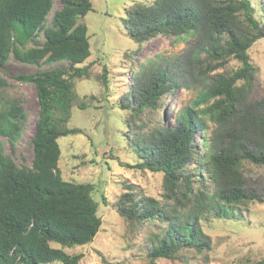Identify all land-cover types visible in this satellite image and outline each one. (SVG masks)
I'll list each match as a JSON object with an SVG mask.
<instances>
[{"label":"trees","instance_id":"1","mask_svg":"<svg viewBox=\"0 0 264 264\" xmlns=\"http://www.w3.org/2000/svg\"><path fill=\"white\" fill-rule=\"evenodd\" d=\"M54 1L0 0V70L12 57L38 68L68 64L17 76L35 86L40 108L30 166H18L4 152L1 138L14 145L27 114L21 100L4 99L11 85L0 75V264H79L83 255L66 250L92 243L103 224L94 186L67 182L59 170L58 139L80 133L68 127L78 98L76 82L92 78L91 64L85 65L91 57L90 38L82 20L93 12V4L60 0V9L51 16ZM257 9L252 0L140 1L127 9L125 31L135 42L162 34L190 45L155 74L151 60L143 65L135 90L123 94L117 104L130 114L122 121L123 128L136 127V133L126 134L133 137L129 145L134 155V163L126 166L163 174L166 197L176 201L171 205L164 198L125 193L118 202L121 216L154 225L149 237L154 244L148 250L151 263L186 251L204 253L209 240L200 221L209 216L232 220L239 206L255 198L246 190L244 166L264 167V103L247 102L257 75L249 50L264 39V4L259 5L260 18ZM229 58L240 68L203 79L175 125L147 116L157 113L167 93L191 89L190 74H206ZM109 74L105 68L107 92ZM232 122L235 132L226 143L213 134L205 136L209 146L198 154L205 173L193 176L189 167L196 156L197 132L208 133L210 123L222 128ZM253 264H264V258Z\"/></svg>","mask_w":264,"mask_h":264},{"label":"rangeland","instance_id":"2","mask_svg":"<svg viewBox=\"0 0 264 264\" xmlns=\"http://www.w3.org/2000/svg\"><path fill=\"white\" fill-rule=\"evenodd\" d=\"M93 12L82 21L88 27L91 44V57L85 63L90 65L91 80H78L75 91L78 96L72 109L70 129L80 133L70 134L58 139L61 148L59 170L62 178L75 184H92L93 198L99 205L98 214L102 218V227L92 243L66 250L71 255L82 254L79 264H253L264 258V167L252 164L244 166L245 187L255 197L251 202L239 206L232 220L217 219L209 216L202 219V230L209 240V248L204 253L182 252L172 259H158L154 263L148 258V250L153 247L149 239L154 230L153 224L139 225L121 216L118 202L125 193L134 197H152L176 205L175 199L167 198L164 176L151 171L131 169L126 164L134 163L129 143L133 137H127L128 131L136 133V127L123 128L122 121L130 115L117 108L119 99L126 92L135 89V77L143 65L151 60L152 73L166 67L167 62L189 49V43L177 40L175 36L157 35L140 43L126 35L125 20L127 9L135 2L151 3L154 0H91ZM257 5L256 16L261 17L259 5L264 0H252ZM60 0L54 1V10L60 9ZM50 16V17H51ZM41 43L42 36L38 39ZM30 46L33 43L29 44ZM251 63L257 69L247 102L253 105L264 103V39L258 40L249 50ZM183 65V64H182ZM67 63L44 65L41 68L27 65L11 58L0 70V75L8 80L10 88L4 92V99H18L27 114V122L21 138L11 145L7 139L4 152L14 162L30 166L34 158L31 139L34 135L39 117V103L35 86L23 83L17 76L50 70ZM213 67V66H212ZM110 71L108 76L109 92L104 87V69ZM240 68V63L229 58L221 65H215L208 73L188 76L191 89L177 88L169 92L159 103L157 113L150 112V118H162L166 124L175 125L181 109L187 108L195 96L196 88L203 79L217 74H232ZM93 97V99H92ZM132 101V100H131ZM81 104H84L82 108ZM154 122V121H152ZM137 124L141 121L137 119ZM233 122L218 128L210 123L208 133L197 132L196 156L189 167L193 176L203 172L198 154L205 152L208 142L207 134L226 143L235 132ZM132 158V159H131ZM133 161V162H132ZM60 264V263H52Z\"/></svg>","mask_w":264,"mask_h":264}]
</instances>
